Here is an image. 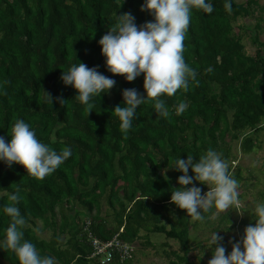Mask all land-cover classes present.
Returning <instances> with one entry per match:
<instances>
[{"label": "trees", "instance_id": "trees-1", "mask_svg": "<svg viewBox=\"0 0 264 264\" xmlns=\"http://www.w3.org/2000/svg\"><path fill=\"white\" fill-rule=\"evenodd\" d=\"M209 2L211 14L192 11L184 41L185 61L197 71L199 84L165 97L168 117L141 104L125 137L112 110L123 106L125 89L145 94L143 74L127 82L108 72L98 41L115 24V14L131 13L137 26L151 22V14L141 10L144 0H0V136L9 142L12 125L22 119L42 143L57 152L72 149V156L42 181L21 165L0 161V264H18L2 247L10 224L3 208L17 188L23 199L16 206L27 221L24 239L55 264H99L88 257L91 248L82 230L87 221L88 232L102 241L117 234L129 244L144 239L152 247L147 237L161 234L178 246L163 253L167 264H190V217L170 203L171 192L180 187L181 173L172 168L176 159L198 160L212 148L231 162L225 136L238 141L246 155L264 125V54L259 48L244 54L241 34L232 30L235 19L251 18L254 0ZM225 3L231 4L230 13ZM257 46L264 49V41ZM78 62L116 82L94 101L88 116L76 90L61 80ZM44 92L52 96L51 105ZM180 102L188 107L176 115ZM233 175L240 183L238 168ZM191 186L206 192L203 184L185 187ZM102 203L110 213L101 214ZM45 230L48 239L38 238L36 232Z\"/></svg>", "mask_w": 264, "mask_h": 264}, {"label": "clouds", "instance_id": "clouds-1", "mask_svg": "<svg viewBox=\"0 0 264 264\" xmlns=\"http://www.w3.org/2000/svg\"><path fill=\"white\" fill-rule=\"evenodd\" d=\"M224 7L229 13L232 11L230 3H225ZM141 10L149 12L153 20L137 26L131 13L115 14V24L98 41L108 72L123 76L127 82H133L143 74L145 94L141 96L134 88L125 89L122 91L123 106L118 104L112 110L125 137L133 127L136 110L141 104H151L156 113L168 117L165 97L171 98L181 90L187 92L191 86L199 84L197 71L185 61L184 41L192 11L211 14L214 6L209 0H144ZM61 80L76 90L75 98L84 106L87 116L93 112L94 101L107 94L116 83L101 74L97 67L90 68L82 62L62 72ZM44 93L51 105L52 96ZM187 107L186 103L180 102L176 115L183 114ZM9 136L11 139L7 143L0 136V161L8 167L14 164L23 166L26 173L37 181L52 175L72 156L69 146L57 152L42 143L22 119L14 122ZM172 168L181 175L177 180L180 187L171 192L170 203L184 210L193 222L203 223L205 216L202 213L210 212L213 207L216 210L214 215L241 207L240 184L222 153L209 148L198 160L192 155L187 159L177 158ZM189 169L192 176L188 175ZM193 181L206 185L208 191L201 194L199 187H185L192 185ZM8 199L11 203L5 205L3 211L10 217V224L2 247L16 255L18 264H55L53 258L42 256L33 243L24 239L23 229L27 221L16 206L23 199L20 189L17 188ZM255 217V223L244 229L242 240L232 243L228 254L221 243L223 237L214 232L209 245L212 249L215 245V248L207 264H264V202L256 205Z\"/></svg>", "mask_w": 264, "mask_h": 264}, {"label": "rangeland", "instance_id": "rangeland-1", "mask_svg": "<svg viewBox=\"0 0 264 264\" xmlns=\"http://www.w3.org/2000/svg\"><path fill=\"white\" fill-rule=\"evenodd\" d=\"M246 0H234L237 4H243ZM251 9L253 11L251 18H237L232 23L233 33L241 34V43L243 52L250 55L255 49L264 54V49L257 44L264 41V0H254ZM250 9V8H249ZM255 38V41H254ZM255 42V44H254ZM224 143L229 148L232 156L229 161V170L233 173L238 168L241 175L239 199L242 204L240 208H230L227 212L214 215L215 208L205 217L203 223L194 222L189 219L190 227L188 229L189 244L192 250L188 254L190 264H207L211 259L212 247L209 245V239L214 232L222 236V244L226 249V254L232 250V243L242 240L245 226L240 222L244 221L248 225L255 223V207L258 203L264 202V125L262 130L255 136V147L246 155L240 153L238 141H232L229 135L225 136ZM244 184V187L242 186ZM206 188V192L208 188ZM79 210V207L76 206ZM110 213L102 203L101 214ZM88 217H79L80 222L86 221ZM37 228L41 227L40 222H36ZM38 238L47 240L50 232L48 230L36 232ZM147 241L152 245L149 247L144 239L131 244L133 247L132 259L128 264H167V259L163 253L169 249L178 250L174 241L165 240L161 234H150ZM166 244V247H163ZM211 251V252H210ZM202 256V257H201Z\"/></svg>", "mask_w": 264, "mask_h": 264}, {"label": "built area", "instance_id": "built-area-1", "mask_svg": "<svg viewBox=\"0 0 264 264\" xmlns=\"http://www.w3.org/2000/svg\"><path fill=\"white\" fill-rule=\"evenodd\" d=\"M88 224V221L85 222V227L82 230L86 233L85 240L91 248L88 255L90 259L98 261L99 264H123L132 259L133 247L131 244L120 240L117 234L102 241L88 232L86 229Z\"/></svg>", "mask_w": 264, "mask_h": 264}]
</instances>
